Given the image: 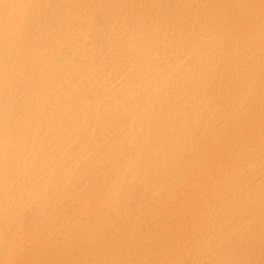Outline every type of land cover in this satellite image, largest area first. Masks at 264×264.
Segmentation results:
<instances>
[{"label":"bare ground","instance_id":"bare-ground-1","mask_svg":"<svg viewBox=\"0 0 264 264\" xmlns=\"http://www.w3.org/2000/svg\"><path fill=\"white\" fill-rule=\"evenodd\" d=\"M0 264H264V0H0Z\"/></svg>","mask_w":264,"mask_h":264}]
</instances>
